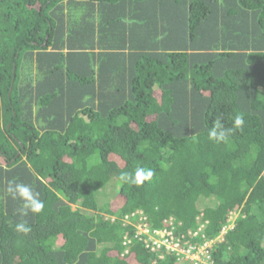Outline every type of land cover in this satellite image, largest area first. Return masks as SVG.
Here are the masks:
<instances>
[{
    "label": "trees",
    "instance_id": "1",
    "mask_svg": "<svg viewBox=\"0 0 264 264\" xmlns=\"http://www.w3.org/2000/svg\"><path fill=\"white\" fill-rule=\"evenodd\" d=\"M0 264H264V0H0Z\"/></svg>",
    "mask_w": 264,
    "mask_h": 264
},
{
    "label": "clouds",
    "instance_id": "2",
    "mask_svg": "<svg viewBox=\"0 0 264 264\" xmlns=\"http://www.w3.org/2000/svg\"><path fill=\"white\" fill-rule=\"evenodd\" d=\"M245 124V118L242 113H236L233 117V127L226 128L219 120L215 121L208 131V139L217 143L225 141L235 130H242ZM154 175L151 168L145 170L138 168L133 176L130 173L122 172L119 179L121 181L143 183L144 180L150 179ZM5 192L13 199L21 202L22 206L18 209L21 217H27L29 214L37 215L43 212L45 208L44 201L40 198L41 194L34 190L29 184L10 181ZM15 231L27 235L31 232V226L26 220H21L15 224Z\"/></svg>",
    "mask_w": 264,
    "mask_h": 264
},
{
    "label": "built area",
    "instance_id": "3",
    "mask_svg": "<svg viewBox=\"0 0 264 264\" xmlns=\"http://www.w3.org/2000/svg\"><path fill=\"white\" fill-rule=\"evenodd\" d=\"M168 224L172 225V222H169ZM173 230L174 228L172 227L171 229L163 228V229H155L151 231L150 228H148L145 223H140L137 225L136 235L140 237L143 235H147L148 239H150L151 243L153 245H156V247H159L160 245H164L166 248L177 252V254H183L186 259L189 258L191 260L204 261V263L207 262V259L209 258L208 249L211 247L210 246L211 244L209 245V242L211 241H206L200 247H196L188 243V241L186 240L181 242L179 238L176 239L174 237ZM224 232L225 229L222 230V234ZM129 242H130V238L126 237L123 243L125 245ZM194 253H196L198 257L190 256ZM202 256L206 257V261L203 260Z\"/></svg>",
    "mask_w": 264,
    "mask_h": 264
},
{
    "label": "rangeland",
    "instance_id": "4",
    "mask_svg": "<svg viewBox=\"0 0 264 264\" xmlns=\"http://www.w3.org/2000/svg\"><path fill=\"white\" fill-rule=\"evenodd\" d=\"M114 182H111V184H113ZM114 185V184H113ZM118 190H115L111 185L106 186L104 189H102L98 195V203L101 205H104L105 203H107L108 201H111L114 199V197L117 195ZM236 217V214H233V216L230 218L231 220H234V218ZM161 236V235H160ZM219 237H217L216 239L212 240L211 242H209V245L216 241ZM159 241V240H157ZM210 245V246H211ZM191 257H198V255L196 253L190 255Z\"/></svg>",
    "mask_w": 264,
    "mask_h": 264
}]
</instances>
